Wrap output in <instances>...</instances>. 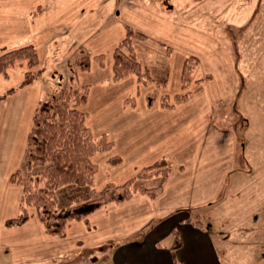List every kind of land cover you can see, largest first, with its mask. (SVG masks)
Here are the masks:
<instances>
[{
  "label": "crops",
  "instance_id": "crops-1",
  "mask_svg": "<svg viewBox=\"0 0 264 264\" xmlns=\"http://www.w3.org/2000/svg\"><path fill=\"white\" fill-rule=\"evenodd\" d=\"M131 3L126 0H0V48L32 44L40 60L55 55L64 60L84 48L94 56L102 55V65L92 59L88 71L73 70L75 84L89 87L83 107L86 123L93 132L106 134L113 141L118 142L115 136H121L122 155L130 158L129 167L148 165L163 156L172 163L163 191L156 200L150 202L147 197L139 196V201L146 202V214L139 211V217L134 220H131L132 214L123 215L121 227L115 219L122 212L111 204L89 216L91 230L83 222H72L61 239L44 232L33 209L23 225L6 227L5 221L19 212L22 189L10 184L9 177L22 164L34 109L41 100L62 88L52 90L47 83L46 89L44 79L40 78L17 89L0 103V111L6 107L0 122V264L42 263L65 251V243L73 245L77 240L96 245L114 239L118 244L110 255L116 264H236L231 262L232 254L242 244L241 240L230 242L231 233L213 232L203 223L201 226L192 223L200 217L196 212L216 200L232 166L234 151L229 150L226 131L223 124L216 122L213 109L220 94L225 93L227 82L220 79L219 73L217 80L200 87L197 97L171 109L162 108L158 103L147 106L144 95L153 90L147 88L144 95L135 96L131 105H124V96L135 92L137 80L130 76L126 78L129 82L126 86L114 84L112 65L113 50L125 37L127 28L155 41L161 50L153 66H167L166 73L173 74L172 66L177 72L180 66L177 57L191 53L194 47L189 45L192 37L189 27L177 26L176 20H172L174 14L153 15ZM180 36L182 54L163 53L162 44L178 45ZM12 70L7 80L0 76V93L16 87L22 80V67ZM223 75L226 79V74ZM62 80L59 76V81ZM174 229L181 241L176 249L172 248Z\"/></svg>",
  "mask_w": 264,
  "mask_h": 264
},
{
  "label": "rangeland",
  "instance_id": "rangeland-1",
  "mask_svg": "<svg viewBox=\"0 0 264 264\" xmlns=\"http://www.w3.org/2000/svg\"><path fill=\"white\" fill-rule=\"evenodd\" d=\"M126 1L128 3L131 1V4H135L139 9L144 8L153 15L172 16L174 14L175 17L172 18L175 19L172 20H176L177 26L186 25L189 27L192 36L189 45L194 47L191 53L179 56L182 54L180 44L183 38L181 36L178 38V45L166 46L162 44L163 53L168 54L172 51V55L179 56L177 57L180 62L179 69L176 72L172 66L171 72L173 74H170V71L167 73V70L165 71L167 66L165 68L153 66L155 63L153 60L157 59L161 49L158 48L152 38L143 34V39L140 38L133 42L132 47L136 57L140 64L146 67L153 83L144 85L137 80L135 75H128L117 81H114L112 77V82L116 85L123 84L126 86L129 83L126 78L130 76L137 80V92L134 89L133 94H126L123 100L124 105H131L136 99L135 96L144 95V88H147L148 91L153 89L151 92H157L154 103H158L160 107H162L161 98L164 96L167 97L172 106L182 105L187 99L197 97L201 86L214 81V79L217 80L219 78L217 74L220 73V79L227 82L228 88L226 87L225 93L220 94L221 97L214 103L213 109L217 117L216 122L223 124V130L226 131L228 143H230L229 150L234 151L232 166L227 174L224 188L220 190L216 200L210 204L211 206L209 204L204 205L203 209L196 212V215L200 216L204 225L209 223L213 225L212 231H227L228 235L231 233L230 242H233L234 239L237 242L238 240L242 241V244H239L233 252L234 259L232 258L231 262L236 264H264V0ZM136 32L142 34L137 30ZM23 46L0 48V54ZM203 46H206L207 49H204ZM34 47L36 48V46ZM79 52L80 49L64 60L57 59L58 56L56 55L47 60L43 58L40 60L38 56L39 65L37 68L41 70L40 78L45 80H43V84L46 89L47 83L50 84L52 90L55 88L57 90L60 88L67 89L71 85L82 86L75 84L73 73L74 68H76L73 63ZM187 57L195 58L197 65L192 69L190 84L182 89L181 74ZM95 60L97 61V59ZM19 65L23 69V79L24 73L28 70L26 61H18L10 66L7 70L6 79L2 75L0 76L7 80L10 77V71L14 72L12 69H16ZM222 74H226V79L225 75L221 76ZM59 76H62V81H59ZM147 95H144L145 101ZM176 97L183 99L177 101ZM89 104L91 111L92 103ZM5 109L6 107L0 111V122L5 117ZM86 125L90 128L93 136L100 135L93 132L89 124L86 123ZM115 137L118 142L108 138L112 142V148L109 151L98 153L93 158L97 172L92 186L90 188L74 185L63 187L57 192L60 205L67 204L81 192L86 193L92 190L93 194H98L107 184L116 186L124 184L135 178L142 168L153 163L129 167L130 158L122 155L121 136ZM117 158L119 162L112 163V159ZM158 182V176H151L148 179H136L132 187H153ZM139 196L147 197L150 202H154L158 197L150 198L145 194L136 192L126 201L108 203L96 211L110 204L118 207L122 213L115 220L119 222L117 226L121 227L122 221L120 219L123 215L127 217L132 214L131 220H134L137 216L139 217L137 214L139 211L146 214V202L139 201ZM135 198L136 201H132ZM134 207L136 212L134 209L132 212ZM30 209L28 210L29 214H31ZM89 216L87 217L89 227L83 221L73 222H83L86 228L91 230L92 225H90ZM131 224H133L132 221ZM93 226L95 228L94 224ZM65 235L52 237L61 239ZM117 244L118 240L116 239L100 241L96 245L84 244L76 240L73 245L70 243L63 244L67 248L65 251L61 250L60 254L49 257L42 263L35 262V264H116L115 260L111 259L112 255L110 254Z\"/></svg>",
  "mask_w": 264,
  "mask_h": 264
},
{
  "label": "trees",
  "instance_id": "trees-1",
  "mask_svg": "<svg viewBox=\"0 0 264 264\" xmlns=\"http://www.w3.org/2000/svg\"><path fill=\"white\" fill-rule=\"evenodd\" d=\"M140 38H144L143 34L127 28L125 37L116 45L112 65L114 81L135 75L144 85L153 83L146 67L140 64L132 47L133 42ZM92 59H97L100 65L103 64L102 55L94 56L89 50L81 49L73 65L82 71H88ZM18 61H26L28 70L16 87H11L0 94V103L17 89L28 86L40 78L41 70L37 68L38 55L32 44L1 52L0 75L6 79L7 70ZM196 65L197 60L193 57H187L184 61L181 74L182 89L190 84L192 79L190 75ZM88 92L86 85H71L41 100L34 109L22 164L9 177L10 184L18 185L22 189L19 212L14 218L5 221L6 227L23 225L30 218L28 210L33 208L46 234L63 237L66 228L73 221H83L89 227L87 217L108 203L126 201L136 192L150 198H155L161 193L171 167L167 157H162L142 168L135 178L124 184L118 186L107 184L98 194H93L92 190L81 192L67 204H59L57 192L63 187L92 186L97 172V166L93 162L94 156L112 148V142L106 134L93 136L86 125L87 113L83 107L87 102ZM156 97L157 92L148 93L147 106L150 107ZM181 99L183 98L176 97L177 101ZM161 105L164 108L173 107L165 96L161 98ZM118 162V158L112 159V163ZM151 176L159 177V182L155 186L132 187L136 179H148ZM198 220L200 217L192 223L201 226L203 222ZM206 226L213 228L210 223ZM172 237V248L176 249L181 245V241L175 229L172 230Z\"/></svg>",
  "mask_w": 264,
  "mask_h": 264
}]
</instances>
